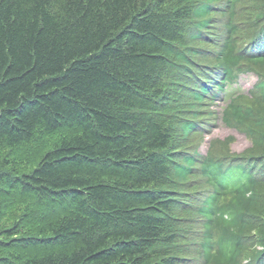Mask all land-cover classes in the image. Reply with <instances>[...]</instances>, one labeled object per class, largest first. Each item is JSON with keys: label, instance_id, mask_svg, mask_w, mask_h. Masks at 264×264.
<instances>
[{"label": "trees", "instance_id": "16d2710c", "mask_svg": "<svg viewBox=\"0 0 264 264\" xmlns=\"http://www.w3.org/2000/svg\"><path fill=\"white\" fill-rule=\"evenodd\" d=\"M0 264H264V0H0Z\"/></svg>", "mask_w": 264, "mask_h": 264}, {"label": "rangeland", "instance_id": "374dc122", "mask_svg": "<svg viewBox=\"0 0 264 264\" xmlns=\"http://www.w3.org/2000/svg\"><path fill=\"white\" fill-rule=\"evenodd\" d=\"M256 82V76L253 74L241 75L238 81L229 87L228 91L223 94L222 98H219L212 107V109L217 114V119L214 120L213 125L209 131L205 134L204 140L199 147V151L202 154H205L209 142L211 140L223 141L226 138H232L231 143L229 144V150L233 154H241V152L246 151L251 147V142L245 136L244 132L234 127H228L224 125L220 119L221 109L224 107L225 103L228 101L229 97L235 94H247L249 89Z\"/></svg>", "mask_w": 264, "mask_h": 264}]
</instances>
